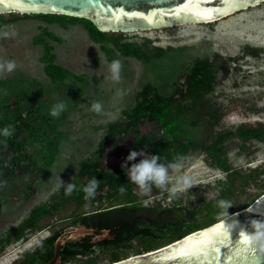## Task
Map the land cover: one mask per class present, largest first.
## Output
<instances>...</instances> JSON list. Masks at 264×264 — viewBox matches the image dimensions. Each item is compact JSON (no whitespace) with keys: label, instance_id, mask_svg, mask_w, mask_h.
Masks as SVG:
<instances>
[{"label":"rangeland","instance_id":"374dc122","mask_svg":"<svg viewBox=\"0 0 264 264\" xmlns=\"http://www.w3.org/2000/svg\"><path fill=\"white\" fill-rule=\"evenodd\" d=\"M38 14L0 13V29L16 32L14 37H0V63H16L12 72H0V129L11 127L9 137L29 158L0 186V264H22L25 253L33 251L38 241L57 229L67 232L82 226L72 224L76 217L109 205L106 198L76 205V196L85 199L82 189L89 182L83 169L92 166L107 177L127 176L121 164L130 151L142 155L128 162L129 167L150 155L149 138L160 136L156 122L143 119L133 127L126 117L143 90L162 98L180 88L203 61L214 60L215 70L226 62V77L205 96L206 103L218 109L220 120L214 124L213 119H205L193 125L191 121L203 111L190 108L179 118L178 137L209 142L212 131L264 122V2L209 23L108 31L114 42L136 45L139 56L122 54L114 42L90 31L84 18ZM248 47H254L256 54L248 52ZM114 59L121 63L119 82L109 78L108 65ZM49 63L65 77L48 76L45 66ZM95 101L102 103L103 113L90 109ZM58 102L66 108L52 117L50 109ZM19 116L24 120L19 121ZM241 144L235 135L224 141L232 167L264 163V141ZM182 163V168L170 169L167 185L155 186L158 193L143 200L144 205L197 207L225 186V173L210 165L203 152L190 151ZM181 175L190 176L193 186L173 197L168 188ZM260 182L264 184V174ZM67 183L76 185L70 194L64 191ZM254 191L252 185L247 186L239 194V205ZM95 193L107 195L109 191L103 187ZM234 212L227 209L228 215ZM149 215L142 217L150 220ZM26 220L35 221V226L25 229L23 238H11V230ZM126 246L116 250L112 245L97 246L89 256L96 257L98 264H109L146 252L137 241ZM113 251L119 255L117 260L111 258ZM89 256L63 264H85Z\"/></svg>","mask_w":264,"mask_h":264},{"label":"trees","instance_id":"16d2710c","mask_svg":"<svg viewBox=\"0 0 264 264\" xmlns=\"http://www.w3.org/2000/svg\"><path fill=\"white\" fill-rule=\"evenodd\" d=\"M38 15L47 16L49 14L39 13ZM84 20L90 31L114 42L113 36L108 31H100L90 20ZM114 44L117 50L124 55L139 56L141 54L136 45L117 42ZM247 50L252 54L257 52L254 47H248ZM45 72L54 80H61L65 77L63 71L53 63L45 66ZM227 72L226 62H221L219 68L215 70L214 60H205L183 80L180 88H176L169 95L158 98L153 94H148L146 89L143 90L134 107L126 113L128 124L133 127L143 119L156 122L160 136L149 138L147 143L150 150L149 156L158 155L161 163H173L177 156L188 158L190 151L199 150L205 154L210 165L221 169L227 180L215 198L198 203L197 207L144 205L143 200L158 193L155 186L148 194L141 195L138 186L132 183L127 176L107 177L106 174L96 171L92 166H85L83 176L88 177L89 181L96 177L99 180L96 190L107 187L109 193L107 195L95 193L88 199H83L82 195H78L76 205L91 204L104 198L109 205L76 217L72 224L95 229L109 228V234L113 237L92 243L94 236L87 234L79 237L78 240L67 242L60 251L62 259L59 264L72 261L78 256H89L97 246L101 248L112 245L111 248L116 250L123 246L128 247L126 245H130L132 241H137L142 250L147 252L221 220L223 215H221L222 210L217 207L218 200L231 201L232 206L229 208L231 212H236L246 208L264 193V184L260 182V177L264 174V163L255 167H232L224 145V141L233 135L242 140L241 147H244L245 143L251 139L264 141V122L242 123L234 130L212 131L213 138L209 142L207 139L195 141L177 135L179 118L190 108L199 107L203 111L202 116L191 121L193 125L205 119H213L214 124L218 123L220 120L218 109L213 104L206 103L205 96L222 82ZM18 120L21 121L24 118L19 116ZM0 139L5 141L4 144H0V182H3L6 178H11L18 173L19 168L24 167V163L29 158L25 152L21 151L18 143L10 137H0ZM6 151L10 152L5 153ZM249 185H252L255 191L252 194L248 193L247 200L239 205V194L244 193ZM121 188L124 189L123 192ZM117 202H123V204L113 207V204ZM48 213L52 214V211ZM146 213L150 214V220L142 217V214ZM34 226L35 221L22 222L11 230V238H23L25 229ZM63 231L64 228L57 229L37 242L33 251L25 253L22 264H39L48 261L53 255L55 239ZM117 254L113 251L111 258L117 260L119 257ZM85 264H98V259L89 256Z\"/></svg>","mask_w":264,"mask_h":264},{"label":"water","instance_id":"95a60500","mask_svg":"<svg viewBox=\"0 0 264 264\" xmlns=\"http://www.w3.org/2000/svg\"><path fill=\"white\" fill-rule=\"evenodd\" d=\"M262 2L264 0H23L17 3L15 0H0V13L63 14L88 19L98 30L107 32L187 22L209 23ZM254 219L264 221V193L246 208L228 217L189 232L158 249L109 264H253V256L261 258L258 264H264V251H242L243 237L240 232L250 234L253 231L250 222ZM229 224L234 227L230 230L227 248L217 244L212 255H191L195 245L208 240L209 231L220 241L224 226ZM109 231V228L80 226L63 232L55 239L52 257L39 264H59L60 251L67 242L87 234L93 235L94 240L111 239L113 236Z\"/></svg>","mask_w":264,"mask_h":264},{"label":"clouds","instance_id":"9594fccd","mask_svg":"<svg viewBox=\"0 0 264 264\" xmlns=\"http://www.w3.org/2000/svg\"><path fill=\"white\" fill-rule=\"evenodd\" d=\"M11 27V26H5ZM16 35L15 30L11 32L0 29V37H14ZM16 68V63L13 60H7L0 63V72H12ZM108 71L110 73V79L114 82L121 80V63L119 60L114 59L108 65ZM121 91L117 90V95H120ZM66 105L64 102H58L50 109L49 114L52 117H58L65 110ZM90 109L101 114L104 112L103 105L100 101L92 102ZM12 135L11 127H4L0 129V137H9ZM5 141L0 139V144H4ZM138 155H142L140 152L132 150L126 157L124 163L121 164V168L125 170L128 179L134 183L140 189L141 195L147 194L151 191L153 186L163 188L167 185L170 169H180L183 167V161L187 159L184 156H177L175 162L170 164H164L160 162L158 155L144 156L138 163H131L128 166V162L136 160ZM3 182H0L2 186ZM65 194H70L76 188L73 183L64 184ZM99 180L93 177L86 186L83 187L85 193V199L91 198L95 195L96 189L98 188ZM193 186L192 178L188 175H181L177 177L176 182L173 186L168 188L169 193L174 197L178 191H184L185 189ZM122 192L123 188L120 189ZM232 206L231 201L220 199L217 201V207L222 210L221 215L228 217L227 209ZM252 232L250 234L241 231L240 234L243 237L242 251H264V221L252 220L250 222ZM234 225L229 224L224 226L223 238L220 241L229 239L230 230Z\"/></svg>","mask_w":264,"mask_h":264},{"label":"snow or ice","instance_id":"6c2138e0","mask_svg":"<svg viewBox=\"0 0 264 264\" xmlns=\"http://www.w3.org/2000/svg\"><path fill=\"white\" fill-rule=\"evenodd\" d=\"M17 3H22L23 0H15ZM208 240L205 243H199L194 246V251L191 255L199 256L201 253H206L208 255H212L213 249L216 247L217 244H223L226 248L228 247L227 240L224 241H217L216 237L213 235L211 231L207 233ZM197 240H200L201 237H196ZM178 251V250H177ZM229 256H231V252L229 251ZM253 260V264H258L260 257L253 256L251 257Z\"/></svg>","mask_w":264,"mask_h":264},{"label":"flooded vegetation","instance_id":"af4514ba","mask_svg":"<svg viewBox=\"0 0 264 264\" xmlns=\"http://www.w3.org/2000/svg\"><path fill=\"white\" fill-rule=\"evenodd\" d=\"M70 226H71V225H70ZM70 226H68V227H70ZM63 232H65V228H64V231H63ZM63 232H62V233H63ZM51 234H52V233H51ZM51 234H50V235H51ZM43 239H44V238H43ZM41 240H42V239H41ZM102 240H106V239H102ZM97 241H98V240H94V239H92V243H96ZM38 242H39V241H38ZM61 259H62V257H61ZM60 263H61V262H60Z\"/></svg>","mask_w":264,"mask_h":264}]
</instances>
